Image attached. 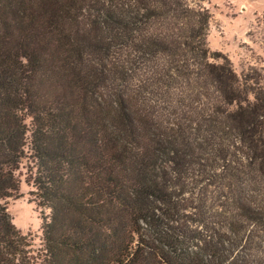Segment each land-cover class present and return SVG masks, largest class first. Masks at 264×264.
Wrapping results in <instances>:
<instances>
[{
	"label": "trees",
	"instance_id": "1",
	"mask_svg": "<svg viewBox=\"0 0 264 264\" xmlns=\"http://www.w3.org/2000/svg\"><path fill=\"white\" fill-rule=\"evenodd\" d=\"M205 2L206 0H202ZM197 0H0V264H264V68Z\"/></svg>",
	"mask_w": 264,
	"mask_h": 264
},
{
	"label": "rangeland",
	"instance_id": "2",
	"mask_svg": "<svg viewBox=\"0 0 264 264\" xmlns=\"http://www.w3.org/2000/svg\"><path fill=\"white\" fill-rule=\"evenodd\" d=\"M197 1L211 14L207 36L210 51L224 54L238 76L251 67L264 68V0ZM16 175L20 180L19 197L0 204H5L14 226L28 235L31 250L35 252L42 244L40 218L47 216L48 211L39 208L30 195L32 187L26 182L25 162Z\"/></svg>",
	"mask_w": 264,
	"mask_h": 264
}]
</instances>
